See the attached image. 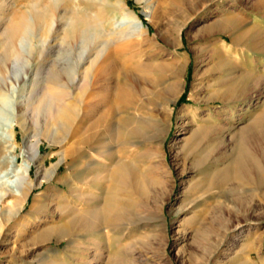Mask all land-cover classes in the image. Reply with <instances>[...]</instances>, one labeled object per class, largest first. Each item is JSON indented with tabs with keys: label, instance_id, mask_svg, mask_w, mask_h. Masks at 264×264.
<instances>
[{
	"label": "rangeland",
	"instance_id": "1",
	"mask_svg": "<svg viewBox=\"0 0 264 264\" xmlns=\"http://www.w3.org/2000/svg\"><path fill=\"white\" fill-rule=\"evenodd\" d=\"M48 1L56 7V15L47 30L32 29L26 32L16 42L15 56L6 57L4 50L0 48V145H5L6 122L15 114L24 115L23 123L27 131L25 134L22 127H16V145L9 147L8 144L7 150L1 152L4 164L0 166V181H22L20 168L31 163V175L37 182V171L41 164L52 169L61 160L62 154L66 155V148L78 150L79 135L74 136V128L82 116L85 104L94 102L95 98L90 93L93 81L90 87L81 82L83 72L89 67L97 46L112 38L113 36H109L112 31L120 32L111 22V25L102 23L78 37L79 39L71 41L65 38L69 15L71 11H87L84 5L91 0H74L72 3H68V0ZM108 1L114 3L117 0ZM124 1L142 21L149 40L159 43L165 53L178 56L179 61H184L185 58L188 61L183 73L184 92L171 104L174 112L168 118L169 127L166 126V118L160 108L150 104L155 120L148 124L145 136L148 139L141 146L142 150L151 154L149 158L133 154L129 159V153L124 154L126 160L130 161L138 156L135 169L158 167L161 182L153 184L140 206H129L119 211L115 218L107 220L108 224L106 219L96 224V231L106 228L112 235L109 242L105 241L104 249H100L93 240L98 238L97 233L69 236L60 241L53 238L36 247L29 242L33 222L38 218L57 222L61 217L62 203L57 190L62 185H59V181L45 182L32 192L21 219L7 225L0 221V264H40L37 258L39 253L45 254L47 260H55L60 264H264V189L246 182L243 183L244 187L231 182L222 187L205 186L203 179L214 170L223 169L224 162L227 161L225 156H208L206 152L199 154L194 149L188 152L182 149L184 140L192 132L206 128L204 120L210 112L227 110V117L221 119V122L226 127L231 122L228 117L231 111L224 109L222 103L216 102L214 83L217 74L213 70L210 50L216 42L223 43V39L230 43V35L234 31L229 28L225 36L218 32L211 36L205 30L206 24L220 13V9L234 10L248 24L245 26V22L243 23L245 27L242 31L256 28L264 39V11H253L258 0H216L209 8L210 11L203 14L188 17L172 8L169 14L160 17L162 4L159 0ZM199 1L201 0H189L192 4ZM38 2L39 0H0V40L4 35L6 22L23 13L31 16L33 5ZM151 13L155 15L153 21L147 18ZM85 14L93 15L90 12ZM116 19L122 25L125 24L120 16ZM255 36V33L248 35L251 39ZM140 39L135 37L132 42L137 43ZM150 44L147 42L146 45L148 52L153 50ZM250 50V47L245 46L231 54L230 59L237 60V71L243 70L250 57L257 65L264 66V55ZM234 54L238 57L235 60ZM125 58L131 61L130 54ZM256 64L254 65L257 66ZM197 70H200L198 76ZM53 73L62 76L60 84L64 88L60 91L50 89L53 88L50 83ZM255 75L261 77L264 83V74ZM195 85L197 89L194 91ZM46 91H49L50 101L47 99L46 107L42 108L40 101ZM163 93H159L157 97L164 96ZM192 94L197 96L198 101L190 99ZM263 103L264 98L256 107L248 106L242 112L235 110V116L245 119L242 128L252 124L253 113ZM65 105L73 107L77 112L76 124L67 133L51 126L50 122L52 114ZM187 108H192L194 113L185 114L184 110ZM246 109L252 114L246 115ZM147 111L140 110L139 114L148 116L150 112ZM136 114L130 111L126 115L134 120ZM103 138L106 139L104 146H113L110 135L105 133ZM28 141L39 143L41 161L32 163L29 159L28 155L31 154L26 149ZM230 143L227 142L228 147H232ZM88 151L93 158L102 160L90 149L67 154V161L59 169V177L63 178L68 173L73 178L82 171L87 160H82L78 165H74V161ZM217 164L222 165L208 170ZM39 195L42 196V204L35 209V199ZM72 200L70 197V201ZM4 233L6 236L3 238L1 235ZM116 238L119 241L117 244L113 242Z\"/></svg>",
	"mask_w": 264,
	"mask_h": 264
},
{
	"label": "bare ground",
	"instance_id": "2",
	"mask_svg": "<svg viewBox=\"0 0 264 264\" xmlns=\"http://www.w3.org/2000/svg\"><path fill=\"white\" fill-rule=\"evenodd\" d=\"M68 1V3H72L74 0ZM100 1L98 3L91 0L86 3L84 7L87 11L84 13L71 11L65 30V38L71 41L84 36L102 23L110 25L112 23L120 30L118 33L112 31L109 36L113 37L97 46L89 67L83 72L81 82L90 87V83L93 81L90 93L95 98L94 102L85 104L82 116L74 128V136L79 135L78 150L72 147L66 148V151L64 150L66 155L62 154L61 160L52 169L41 164L37 171V182L31 175V163L20 168L22 181H0V221L5 222L6 225L23 217L22 212L34 189L41 187L45 182L59 181V185H62V188L57 190L62 203L60 220L48 222L46 219L38 218L33 222V232L29 233L28 239L34 247L53 238L60 241L69 236L97 233L98 238L93 240L96 241V245L100 249H104L105 241L109 242L112 235L110 236V232L106 228L96 231V224L102 219H106L105 222L108 224L107 220L115 218L119 211L129 206H140L149 195L153 184L161 182L158 167L135 169L138 156L130 161L126 160L124 154L128 152L129 159L133 154L149 158L151 154L142 150L141 146L148 139L145 137L148 124L155 120L152 115L154 112L152 105L160 108L166 118V126L169 127L168 118H171L174 112L171 104L177 101L184 92L183 73L188 61L186 58L184 61H179L178 56L165 53L159 43L149 40V34L142 21L130 10L124 0H117L114 3H110L108 0ZM215 1L201 0L192 4L189 0H159L162 4L160 17L169 14L172 8L180 10L188 17L203 14L210 11L209 8ZM237 1L243 2V0ZM254 6L252 8L254 12L264 11V0H258ZM0 11H2V5H0ZM85 12H90L93 15L89 16ZM55 15L56 7L53 4L48 0H39L37 4L33 5L31 16L23 13L8 20L5 24L4 35L0 40V48L4 50L5 56L9 58L16 55V42L26 32L32 29L47 30L52 25ZM117 16H120L128 26L124 27L125 24L122 25L123 23L115 21ZM154 17L155 15L152 13L147 15L151 21ZM244 22L245 26L248 25L246 20L242 19L234 10L223 11L220 9V13L214 15V19L208 22L205 27L210 35L218 32L225 36L229 28L234 31L230 35V43L222 38L223 43L216 42L210 50L213 70L217 74L214 83L216 102L222 103L224 109L231 111L228 116L231 121L230 125L226 127L221 122V119L227 117V110L210 112L204 120L206 128L192 132L182 145V149L186 152L194 149L199 154L206 152L208 156L209 154L210 156L214 154L225 156L227 161L222 160L225 164L223 169L214 170L203 179V183L208 187L213 185L222 187L230 182L237 186H243V183L246 182L251 186L264 189V103L263 108H256L252 116L254 117L253 122L246 128L241 127L245 123V119L235 116L236 113H234L235 110L242 112L248 106L256 107L264 98V83L261 77L255 75V73L264 74V66L257 65L250 57L243 70L239 72L235 67L237 60L230 59L231 54L245 46L264 55L263 36L259 35L261 33L252 27L242 31L245 27L243 26ZM254 33L256 36L253 39L248 37ZM203 36L205 37V35ZM135 37L141 38L140 41L132 42ZM147 42L151 43L153 49L151 52H148L146 48ZM128 54L131 55L130 62L125 60ZM235 56L234 54V60L238 58ZM239 62L241 61L239 60ZM1 63L2 61H0ZM199 73L200 70H197L196 76L200 75ZM61 78V74L53 73L50 77L53 88L50 89H54L55 92L63 89L64 86L60 84ZM193 89L195 91L197 85L193 86ZM161 92H164L165 95L157 97ZM83 95L85 96L86 93ZM48 98L50 99L49 91L43 92L40 107H46ZM49 99L48 101H50ZM190 99L198 101L194 94L190 96ZM160 100L161 102H159ZM255 102L257 103L255 104ZM65 106L57 109L58 111L52 114L50 120L51 126L58 127L63 133L73 129L77 116L73 107ZM140 110H148L150 114L144 116L139 114ZM130 111L137 113L134 120L126 115ZM184 113L190 115L194 113V110L187 108ZM249 113V109H246L245 114ZM23 122L24 115L20 113L15 114L6 122L5 145L3 147L0 145V166L4 164L1 152L7 150L8 144H10L9 147L16 145V127H22L27 134ZM105 133L110 135V142L113 146H104L106 139L103 136ZM227 142H231L232 147H228ZM26 149L31 154L27 155L30 156L29 159L32 163L41 159L39 143L33 144L28 141ZM81 149H90L102 160L93 158L91 152L88 151L74 161V165H78L82 160H87L82 171L73 178L68 173L65 177L60 178L58 172L61 165L67 161V154H75ZM221 165L217 164L208 170L211 171ZM70 197H72V201H70ZM40 198H42L41 195L35 199V209H38V205L42 204ZM4 236H6L5 233L1 235L3 238ZM113 242L117 244L119 241L116 238ZM37 258L40 264H60L55 260V262L47 260L48 257L45 254L40 255L39 253Z\"/></svg>",
	"mask_w": 264,
	"mask_h": 264
}]
</instances>
